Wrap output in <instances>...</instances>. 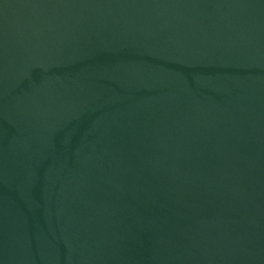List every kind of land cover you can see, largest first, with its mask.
<instances>
[{
  "label": "water",
  "instance_id": "95a60500",
  "mask_svg": "<svg viewBox=\"0 0 264 264\" xmlns=\"http://www.w3.org/2000/svg\"><path fill=\"white\" fill-rule=\"evenodd\" d=\"M0 264H264V0H0Z\"/></svg>",
  "mask_w": 264,
  "mask_h": 264
}]
</instances>
